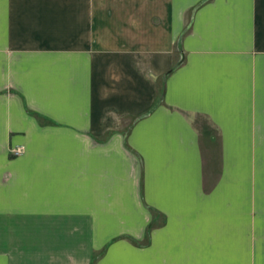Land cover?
<instances>
[{
    "label": "crops",
    "instance_id": "0c3cea01",
    "mask_svg": "<svg viewBox=\"0 0 264 264\" xmlns=\"http://www.w3.org/2000/svg\"><path fill=\"white\" fill-rule=\"evenodd\" d=\"M0 264H264V0H0Z\"/></svg>",
    "mask_w": 264,
    "mask_h": 264
},
{
    "label": "built area",
    "instance_id": "2783aa9c",
    "mask_svg": "<svg viewBox=\"0 0 264 264\" xmlns=\"http://www.w3.org/2000/svg\"><path fill=\"white\" fill-rule=\"evenodd\" d=\"M22 151H23V147H21V146L20 147H14V148L10 149V154L12 156H18L22 153Z\"/></svg>",
    "mask_w": 264,
    "mask_h": 264
}]
</instances>
